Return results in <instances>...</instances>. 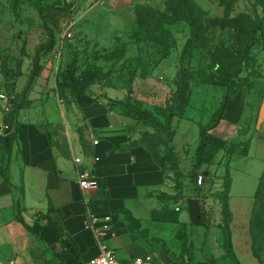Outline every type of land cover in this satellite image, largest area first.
<instances>
[{"label":"crops","instance_id":"1","mask_svg":"<svg viewBox=\"0 0 264 264\" xmlns=\"http://www.w3.org/2000/svg\"><path fill=\"white\" fill-rule=\"evenodd\" d=\"M135 3L113 0L117 17L109 25L108 46L125 43L128 54L139 57L143 43L128 35L138 26ZM64 44L61 40V55ZM256 52L259 73L249 84L231 82L235 92L223 116L209 129L220 148L213 162L200 168H229L230 227L240 264H256L250 215L264 173V48ZM46 57L41 56L44 68L32 83L30 74L14 75L16 79L9 77L7 87L3 85L13 101H19L17 106L12 102L7 112L6 101L0 100V124L10 121L14 134L9 151L7 135H0V264H85L102 251L88 225L90 214L110 217L115 235L105 244L126 248L125 264L148 251L136 241V231L127 230L123 211H130L140 221V229L155 238H167L169 226L174 231L176 226L201 224L205 198L199 189L192 187L188 176L176 187L172 171L148 144L135 143L151 126L124 113L120 101L128 96L125 86H58L59 64L56 59L45 62ZM175 75L169 66L138 75L140 102L149 104L169 96ZM225 92L221 86H192L185 80L177 86L172 145L182 173L187 174L194 164L201 128L212 122ZM76 157L81 163L75 162ZM83 168L94 182L88 188L79 183ZM165 210H175L177 217L153 218L154 212L160 215Z\"/></svg>","mask_w":264,"mask_h":264},{"label":"rangeland","instance_id":"2","mask_svg":"<svg viewBox=\"0 0 264 264\" xmlns=\"http://www.w3.org/2000/svg\"><path fill=\"white\" fill-rule=\"evenodd\" d=\"M194 1L202 9L206 33L203 42L193 38V42L189 43V24L169 14L166 0H134V8L139 4L150 6L157 11L160 20V23L153 21L147 24L146 29L141 31V38L154 42H146L143 53L138 57L136 53L128 54L125 43L108 46L112 32L109 25H113L117 17L113 14L116 13L113 0H0V81L7 87L9 77L16 79L14 75L30 74L29 83H32L44 68L40 64L41 56H47L45 62L56 59L59 64L58 86L64 83L72 87H86L93 83L115 84L125 86L131 99L138 101V75L169 66L176 72L171 94L149 104L141 101L143 110L154 113L165 122L167 109L177 102L176 88L181 81H188L192 86H216L224 77L222 69L234 73L241 66L231 82L249 84L260 69L256 50L264 48V0ZM243 12L254 18L256 26H243L240 17ZM259 27L262 30L254 33L260 39L246 52V44L251 42L252 35L248 31L253 32ZM244 28L241 34L240 30ZM67 30L73 32L71 40L65 35ZM134 34L138 36V26L128 32L129 37ZM61 40L67 45L62 55ZM50 45L51 48L46 50ZM40 46L44 48L40 49ZM37 57L39 67L35 68ZM162 74L168 77L165 72ZM157 76L163 79L159 74ZM11 101L17 106L19 100L11 98ZM146 121L150 123V130L138 140L152 147L161 162L172 171L176 187L182 186L183 177L188 176L192 187L199 189L205 200L200 207L201 224L176 226L174 231L169 226L167 238L152 237L150 231L137 227L136 241L142 242L148 252L159 258L161 252L166 253L172 259L169 264H240L226 251L223 238L219 239L223 232L221 226L226 220L223 214L226 168L211 171L195 169L192 164L187 174L182 173L178 169L175 152L176 166H173L166 148L159 142L160 138H167L164 129L152 120ZM195 172L205 174L203 184L197 183V177L193 175ZM159 216L177 217L175 210H165ZM126 227L130 230L127 223ZM116 252L125 264L122 256L128 254L127 249L118 247ZM262 256L264 259V251ZM253 261L259 264L257 259Z\"/></svg>","mask_w":264,"mask_h":264},{"label":"trees","instance_id":"3","mask_svg":"<svg viewBox=\"0 0 264 264\" xmlns=\"http://www.w3.org/2000/svg\"><path fill=\"white\" fill-rule=\"evenodd\" d=\"M169 14L173 17L179 18L181 20H185L189 26H190V42H193L194 39L202 40V42L205 40V24L204 19L202 16V9L198 6V4L194 0H166ZM264 11V8H263ZM135 12L137 15V22H138V36L137 34H134V38L138 41V43H143L142 48L146 45V42H154V40L151 39H143L139 35L141 34V31L146 29L147 24L153 23V21L160 23V20L158 18V13L155 9H153L150 6H147L145 4H139L135 7ZM241 22L243 26L247 25H254L255 21L254 18L243 12L240 14ZM243 28V27H242ZM262 30V28H255L253 32L248 31V33H252L251 35V42L246 44V52H249L251 47L260 39L259 36H256L254 31ZM264 30V29H263ZM245 31L244 29H241L240 32L243 34ZM262 35H264V32H262ZM52 45V44H51ZM50 47H46L48 50ZM44 48L43 46L39 47ZM39 64V57H37L34 67L38 68ZM241 70V66H239L234 73H229L226 69H222L221 72L223 73L224 77L222 81L216 85L223 87L226 92L224 94V98L222 101V104L219 108V110L215 113L214 118L212 122L201 128L200 131V143L197 148V153L195 157L194 162V168L199 169L204 164H210L213 162L214 157L216 153L218 152L220 145L218 142H216L213 138V136L209 133V129L213 127L218 120L223 116L226 102L231 97V95L235 92V89L231 86V81L235 77L237 73H239ZM120 103L123 106V111L126 115L131 116L137 120H152L154 121L158 126H160L164 133L167 134V138L165 139H159V142L166 148L168 152V159L172 161V165L176 166V156L174 154V147L172 145V140L174 137V130L172 129L171 122L172 118L177 114L175 111V103L174 105H171L167 110L168 114L165 115L166 121L162 122L158 117L152 114L151 112L148 113V111L142 109V103L140 101H136L131 99L130 95L128 94L127 98L125 100L120 101ZM14 138L13 132L8 134L6 136V143L5 148L6 150H10L11 144ZM137 142H144L143 140H136ZM149 146V145H148ZM151 150H153L152 147L149 146ZM156 158L160 160V158L156 155ZM161 161V160H160ZM198 176V172L193 173V175ZM196 180V178H195ZM231 175L229 168L226 169V182L224 184V193H223V207L224 211L223 214L226 217L225 223H223L222 227V238L223 243L226 251L228 254L233 256L238 262V258L235 254L233 242H232V235H231V229H230V222L232 219V213L230 211V206L228 202L229 197V190L231 185ZM261 203H264V173L260 177V181L258 184V188L255 194V201L252 208V212L250 215V234L252 238V250L254 256L257 258V260L260 262V264H264V259L262 256V252L264 251V205H261ZM203 206V204H202ZM125 216V221L128 224V227H130L129 231L134 232L137 230V227H140V221L136 219L132 213L128 210L123 211ZM160 217L155 212L153 213V218L156 219ZM24 223L25 220L21 217L20 218ZM26 225L34 231V229L26 223ZM137 225V226H136ZM136 226V227H134ZM226 229H225V228ZM240 263V262H239ZM215 264V263H214Z\"/></svg>","mask_w":264,"mask_h":264},{"label":"built area","instance_id":"4","mask_svg":"<svg viewBox=\"0 0 264 264\" xmlns=\"http://www.w3.org/2000/svg\"><path fill=\"white\" fill-rule=\"evenodd\" d=\"M65 35L71 38L73 37V32L67 30ZM11 98H13V96L6 91L0 81V100L6 101L4 110L7 112H10L12 109ZM11 132H13V127L10 121L7 120L0 124V135L5 136ZM94 143H98V140L95 139ZM75 162L81 163V158L76 157ZM79 176V183L81 187L88 188L90 185L94 184V182L90 181V171L87 168L81 169L79 171ZM204 179L205 174L199 173L196 181L199 185H201L203 184ZM88 225L93 229L102 251L98 256L90 259L85 264H123L117 255L116 249L110 248L105 244L106 239L115 235V229L112 227L110 217L90 214L88 218ZM160 258L151 252H145L135 255L131 264H165L162 259L159 260Z\"/></svg>","mask_w":264,"mask_h":264},{"label":"water","instance_id":"5","mask_svg":"<svg viewBox=\"0 0 264 264\" xmlns=\"http://www.w3.org/2000/svg\"><path fill=\"white\" fill-rule=\"evenodd\" d=\"M160 257L162 258V260H163L166 264H168V263L171 262V258H170L167 254H165V253H163V252L160 253Z\"/></svg>","mask_w":264,"mask_h":264}]
</instances>
